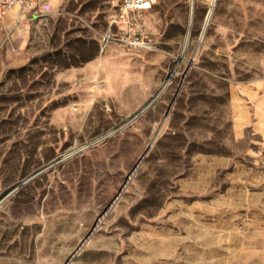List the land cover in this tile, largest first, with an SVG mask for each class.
<instances>
[{
    "label": "rangeland",
    "instance_id": "obj_1",
    "mask_svg": "<svg viewBox=\"0 0 264 264\" xmlns=\"http://www.w3.org/2000/svg\"><path fill=\"white\" fill-rule=\"evenodd\" d=\"M120 1L0 24V264H264V0Z\"/></svg>",
    "mask_w": 264,
    "mask_h": 264
},
{
    "label": "built area",
    "instance_id": "obj_2",
    "mask_svg": "<svg viewBox=\"0 0 264 264\" xmlns=\"http://www.w3.org/2000/svg\"><path fill=\"white\" fill-rule=\"evenodd\" d=\"M40 0H0V21L9 15L10 11L16 6H30L35 7ZM157 0H121L120 19H123L126 24H130V30L133 32V38H137V34L141 33L139 23L140 16L144 10L150 9ZM121 21V20H120ZM112 22H116L113 20ZM110 35L103 36L104 40H110ZM139 43V39L137 38ZM133 42V43H135ZM142 42V41H141ZM144 42V41H143Z\"/></svg>",
    "mask_w": 264,
    "mask_h": 264
},
{
    "label": "bare ground",
    "instance_id": "obj_3",
    "mask_svg": "<svg viewBox=\"0 0 264 264\" xmlns=\"http://www.w3.org/2000/svg\"><path fill=\"white\" fill-rule=\"evenodd\" d=\"M216 2V0H210V8L212 9L213 8V5H214V3Z\"/></svg>",
    "mask_w": 264,
    "mask_h": 264
},
{
    "label": "crops",
    "instance_id": "obj_4",
    "mask_svg": "<svg viewBox=\"0 0 264 264\" xmlns=\"http://www.w3.org/2000/svg\"><path fill=\"white\" fill-rule=\"evenodd\" d=\"M15 10H16V8L12 9V11H10V12H11L10 14L14 13ZM7 16H8V15H7ZM3 21H4V19L0 21V24H1Z\"/></svg>",
    "mask_w": 264,
    "mask_h": 264
},
{
    "label": "water",
    "instance_id": "obj_5",
    "mask_svg": "<svg viewBox=\"0 0 264 264\" xmlns=\"http://www.w3.org/2000/svg\"><path fill=\"white\" fill-rule=\"evenodd\" d=\"M209 16H210V14H209ZM209 16H208V18H209ZM137 167V166H136ZM136 167H135V169H136Z\"/></svg>",
    "mask_w": 264,
    "mask_h": 264
}]
</instances>
